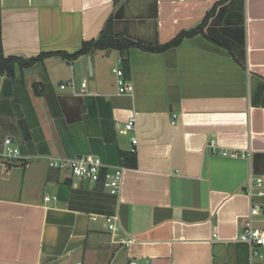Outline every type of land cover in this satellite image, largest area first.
Segmentation results:
<instances>
[{"label": "crops", "instance_id": "0c3cea01", "mask_svg": "<svg viewBox=\"0 0 264 264\" xmlns=\"http://www.w3.org/2000/svg\"><path fill=\"white\" fill-rule=\"evenodd\" d=\"M108 21L144 46L180 43L0 77V264H264L240 241L249 176L264 178V0H0V56H72ZM7 138L19 159L3 156ZM83 156L125 169L117 195L50 167Z\"/></svg>", "mask_w": 264, "mask_h": 264}, {"label": "built area", "instance_id": "2783aa9c", "mask_svg": "<svg viewBox=\"0 0 264 264\" xmlns=\"http://www.w3.org/2000/svg\"><path fill=\"white\" fill-rule=\"evenodd\" d=\"M117 73L120 77L118 80L119 94H132L134 92V85L125 80L123 71L119 70L117 71ZM86 85V83L82 84L83 95L86 92ZM67 86L75 90L76 83L72 81L69 82ZM61 87L62 89H65L66 85H62ZM134 128L135 121L131 120L126 124L124 133L132 132ZM12 144L13 140L11 138H7L5 141L7 151L3 154V156L15 160L19 159L21 157V152L19 149L13 148ZM136 144H138L137 138L133 139V145ZM216 146L217 144L213 142L212 148L217 149ZM221 154L223 156H231L235 158H238L239 156H246L245 153L240 154L238 151H233L232 153L224 151ZM50 167L60 171H68L81 180H87L92 183H100L104 185V187L108 189L113 195H117L121 191L125 172L124 168L109 171L106 168L105 164L101 161V159L94 156H83L75 160L66 158H52L50 160ZM246 192L251 200V209L249 217L241 226L242 232L240 235V241L243 243H247L251 247L253 255H258V249L260 247H264V230L256 228L254 219L255 217L261 215L262 211H264V207L261 201L264 200V178L251 174L247 182ZM53 199L57 200V197H54ZM51 200L52 199L50 197L46 198V201ZM108 223L113 240H116L120 229L118 225V218L109 217ZM123 242L126 244L130 243V241ZM130 264L139 263L131 261Z\"/></svg>", "mask_w": 264, "mask_h": 264}, {"label": "trees", "instance_id": "16d2710c", "mask_svg": "<svg viewBox=\"0 0 264 264\" xmlns=\"http://www.w3.org/2000/svg\"><path fill=\"white\" fill-rule=\"evenodd\" d=\"M218 5V4H217ZM216 5V6H217ZM215 6V7H216ZM214 7L213 11L216 9ZM211 15L207 16L206 20L203 22V24L200 26L202 30L205 25L207 24V21L209 20V17ZM110 21L106 23L105 29L102 31L101 36L96 40L92 42H86L83 45V48L78 51L74 55H68L64 53H50V54H42L39 57L32 58V59H23L19 57H8L5 58L4 56H0V77L3 76H9L10 78H14L16 75V70L20 69V71L24 72L26 69H30L34 66H36L38 63L43 61L44 58L46 57H51V56H64L67 57L68 59L71 58H76L82 55L88 54L93 48L94 49H100V50H105V49H116L120 51V53L124 54L127 51H129L131 48L137 47L141 48L145 51H150V52H162L166 51L170 47H173L174 45H178L180 43V39H177L176 41L165 45V46H144L141 44H138L132 40H129L124 37H115L114 35L109 34L108 32V24ZM182 38V36H180ZM135 156V154H134Z\"/></svg>", "mask_w": 264, "mask_h": 264}, {"label": "water", "instance_id": "95a60500", "mask_svg": "<svg viewBox=\"0 0 264 264\" xmlns=\"http://www.w3.org/2000/svg\"><path fill=\"white\" fill-rule=\"evenodd\" d=\"M39 68H43L42 63H40V64L38 65L37 70H38ZM29 71H31L32 74L34 73V70H31V69H30ZM27 73H28V70H25V74H27ZM44 79H45V82L48 83V78H45V77H44ZM48 86L51 88L50 85H48ZM4 143H5V142H4ZM76 159H78V158H76ZM263 214H264V211H263Z\"/></svg>", "mask_w": 264, "mask_h": 264}, {"label": "rangeland", "instance_id": "374dc122", "mask_svg": "<svg viewBox=\"0 0 264 264\" xmlns=\"http://www.w3.org/2000/svg\"><path fill=\"white\" fill-rule=\"evenodd\" d=\"M116 67L118 68L119 67V64L116 62ZM24 75L26 76V74H25V71H24ZM27 77V76H26ZM12 147L14 148V146H13V144H12ZM4 149V151L6 152L7 151V146L5 147V148H3ZM85 181H87V180H85ZM90 182V181H89ZM262 205H263V207H264V201H262ZM262 215H261V218H263L264 219V214H263V211H262V213H261Z\"/></svg>", "mask_w": 264, "mask_h": 264}]
</instances>
